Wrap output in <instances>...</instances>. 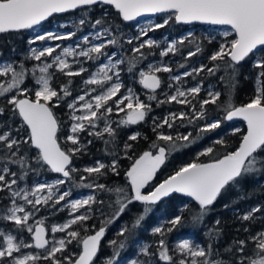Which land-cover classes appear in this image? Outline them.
<instances>
[{
  "label": "snow or ice",
  "instance_id": "obj_1",
  "mask_svg": "<svg viewBox=\"0 0 264 264\" xmlns=\"http://www.w3.org/2000/svg\"><path fill=\"white\" fill-rule=\"evenodd\" d=\"M98 4L114 7L123 21H133L145 14L169 15L163 23H149L146 27H141L135 37L125 40L127 45L132 46L131 56L117 58L116 52L107 53L106 48L114 47L124 39L121 31L114 24L107 22L104 16L92 21L85 13L78 21L73 22L74 31L47 32L30 41L35 44L37 41L71 40L77 31L89 24L93 31L83 35L75 46L56 44L42 48L32 47L29 49V55L24 57L25 61L37 62L32 66H27L23 61L18 64L15 61L0 62V78H3L0 80V117L4 116L7 108L13 117L20 118V127L15 129L5 128V122H0V193L7 194L0 200L9 201L2 209L0 220L13 224L16 232L13 234L11 229H0V264H41L42 261L49 264H93L106 234L107 225L119 219L129 205L140 203L142 210L133 218L131 227L124 226L118 232V236L125 239L119 242L109 241L112 254L105 258V264H117L121 250L126 248V233L131 235L135 229L140 228L163 199L173 194L192 198L197 203L198 210H194L191 219L193 222L203 223L210 206L217 201L222 191L239 184L249 174L264 172V0H0V34L32 29L54 14ZM170 20L182 23L201 21L212 25L230 26L231 31L225 32L224 36L228 37L234 33V37L221 44L218 50L209 56L211 62L221 63H213L212 66L202 64L199 68L186 70L181 75L170 76L171 82L167 87L174 88V91L172 94L164 93L165 99L161 100L156 95L162 85L159 74L172 73V67L163 62H150L145 68H138V65L151 54L145 53L144 49L159 47L158 41L145 37H148L149 32L164 28ZM185 41L194 43L190 36L168 41L159 55H175ZM120 47L123 49V44H120ZM202 51L199 43H195L194 50H189L185 59L195 57ZM250 54L251 66L255 70L253 94L247 103L237 106L233 98L238 84V65L249 58ZM48 58H51L50 61ZM85 61L96 64V70L90 72L85 68ZM126 62V72L131 74L133 79L138 77L136 82L149 90L148 102L141 100L133 87L125 85L121 73L125 71L122 66ZM222 65L226 72L230 71L231 84L227 87L225 100L221 104H217L221 93L211 88L207 90L206 98L197 99L203 88L202 82L186 89L181 84L184 77L195 78L205 71L208 75H215ZM179 67L184 68L185 65L181 64ZM57 73L67 78L58 88L53 86ZM85 73H88L86 79L83 78ZM74 77H82V94L72 97L66 103L71 121L66 140L74 147L64 150L58 142L60 123L53 107H58L61 101L72 96ZM28 79L34 81L31 88L26 86ZM194 100L197 103H193ZM151 101H156L158 107L174 102L187 107L188 111L169 112L163 118L153 117L152 131L156 133V140L152 142L149 150L143 151L136 158L129 155L133 149L131 142L147 137H142L139 131L127 137L128 142H125L122 148L124 156L132 161L125 173L127 187H109L99 183L96 178L107 176L109 172L119 175V154L115 151L117 128L145 122L152 112ZM208 105H216L222 115L208 119ZM113 113L125 115L123 119L114 121L109 119ZM234 118H241L247 123V133L243 135L237 148L226 151L217 158L213 156L214 146L207 147L198 153L195 161L179 167L172 175L152 185L145 192L173 151L191 146L202 139V134L219 129L222 123ZM202 120L205 123L201 126L198 122ZM113 124L117 127H113ZM188 125L197 129L196 136H193L192 132L177 131L173 136L162 131L165 126L173 129ZM25 126L27 136L23 137L20 131ZM235 131L238 132L239 129ZM82 132L103 140L106 154L111 155L113 159L107 164L97 160L92 166L83 168V173L87 175H80L77 186L92 189L94 193L100 191L115 195L114 201L108 204L109 208H115L111 216L102 220L101 226L94 234L83 236L81 231H88L87 221L93 218V205L103 206L105 201L97 199L95 194H89L86 198L70 199V190L61 191L62 186L70 182L75 183L73 174L80 171L73 167V157L86 151L87 145L93 142L88 140L87 144H82L79 136ZM105 136L108 139H105ZM214 144L227 147L223 138L216 140ZM23 145L34 148L35 155L30 157L26 151H22ZM199 157L211 159L208 162H200ZM12 165L17 166L19 172L14 171ZM44 166L52 173L60 174L62 178L37 183L31 189L20 186V181L25 180L29 172H38L39 168ZM90 177L93 178L92 181L85 183ZM50 202L52 208L64 202L63 207L56 210L62 211L66 207L71 217L63 224L51 226L52 234L65 233L59 239L54 235L52 239L46 238L44 219L29 223L40 211V207L48 206ZM262 207L264 205L257 204L243 215L238 214V219L254 222L255 219L262 218L256 217L257 213H261ZM81 209L84 211L81 212ZM96 210L101 216L104 215L103 207ZM186 210L185 206L166 220L158 221L152 228V235L159 236V240L154 244H142L139 254L146 259H131L130 264H155L153 257L164 264H264V229L250 233L247 239L233 240L223 249V254L220 249L213 247L222 235V229L218 227L208 230L209 242L206 246L184 239L177 243L174 249H170L166 236L181 225ZM219 224L220 220L217 219L215 225ZM75 225H79V228H74ZM92 227L95 228V225ZM244 231L249 232V228H244ZM25 232L31 234V242L20 235ZM73 241H76L82 250L79 254L64 255ZM249 243L252 244V249L246 254ZM153 248L155 251H152ZM25 249L33 251H24ZM37 249L41 251H35Z\"/></svg>",
  "mask_w": 264,
  "mask_h": 264
},
{
  "label": "trees",
  "instance_id": "obj_2",
  "mask_svg": "<svg viewBox=\"0 0 264 264\" xmlns=\"http://www.w3.org/2000/svg\"><path fill=\"white\" fill-rule=\"evenodd\" d=\"M85 8L77 9L84 10ZM107 9V10H104ZM76 10V11H77ZM75 12V11H74ZM73 13V12H72ZM71 14V13H68ZM68 14L58 15L50 17L47 21H43L42 27L44 30H49L55 23V21L65 20L67 17H64ZM101 16H104L107 22L114 24L124 36L127 32L131 30L130 25L131 22H126L122 20V17L118 14V12L109 5H104L100 9L95 7L94 10L91 11L90 18L92 20L98 19ZM194 33L190 36L191 40L194 43H189L185 41L184 45L180 46V51L175 54L178 59H180L181 64H184L185 67L192 65L193 62L196 64H204L208 66H212L213 63H221L220 61L211 62L209 60V56L215 52L219 47V42L209 41L202 32L207 28L204 24H195L194 25ZM185 26L180 25L174 20H170L169 23L164 27L158 30L160 33H168V34H180ZM234 37V35L230 36ZM195 43H199L200 47L203 49L201 53L197 56L192 57L190 59H185L186 54L189 50H194ZM151 49H144L145 53H150ZM29 55L28 53V32L27 30L20 31H12L4 34H0V62L4 60L15 61L17 64L19 62H25L27 66H32L36 62L35 61H25L24 57ZM131 51H124L123 56H131ZM148 58V57H147ZM251 58L252 54L249 58H246L245 61H242L240 65H238L239 75L237 76L238 84L234 93V103L239 106L241 104L247 103L249 97L253 94L254 84L253 78L255 76V70L251 66ZM201 59V60H200ZM199 60V61H198ZM146 60H144L141 64L138 65V68H144L146 64ZM125 71L122 72V76L127 78L131 77V81H126L128 84L133 86L139 93L143 94V100L147 101V95L150 94L149 90L144 89L142 85H139L136 79H133L131 74L126 72L127 62L122 66ZM206 71L202 72L200 75L195 77V81L203 82L204 86L208 84H214L215 89L221 93L220 99L217 101V104H221L225 100V94L227 92V87L230 86V71L226 72L221 67L220 71H217L215 75H208L205 77ZM85 76V74H84ZM224 79L221 80L220 78ZM245 77H248L246 79ZM73 79L72 85V96L66 98V100L61 101L58 107H53V112L57 117L60 123V130L57 133L58 141L61 144V147L64 150L72 148L74 146H70V144L65 140L68 127L70 126L71 121L69 120V109L66 107V103L68 99L74 97L80 90L78 81ZM66 77L59 74L53 81L54 87H59V85L66 81ZM1 80V79H0ZM34 81L32 79H28L26 86L31 88L33 86ZM165 84L162 80L161 89H159L156 93L158 99H165L161 95V91L164 90ZM206 98L205 92L202 91L199 94L197 99ZM193 103H197L196 100ZM152 104V112L145 122H142L137 125H129V126H120L117 128V137L115 141V151L119 154V175H115L111 172L107 176L96 178L99 183L105 184L109 187H127V177L125 175L126 171L130 167L132 161L127 159L124 156L122 151L123 144L127 141V137L131 135L133 132L139 131L142 134V137H147V139H139L133 143L132 152L129 155H132L133 158H136L143 151H147L150 149V145L154 140H156V133L152 131V118L159 117L163 118L166 113L169 112H179L181 110L188 111V108L179 105L176 103H165L157 106L156 101H151ZM52 105L50 104V107ZM198 107V104H197ZM124 113H119L118 115L113 113L110 117L114 119V121H119L124 118ZM207 115L208 119H214L218 116H221L222 113L217 109L216 105H208L207 106ZM0 122H5V128L11 127L13 129L20 127V118L13 117L11 113L7 110L4 113L3 117H0ZM199 125H203L205 121H199ZM179 122H177V125ZM113 127H117L116 124H113ZM25 128H21L20 133L23 137L27 136V132ZM235 129H239V131H235ZM162 131L166 133H170L173 136L176 135L177 131L181 133L192 132L193 136L197 135V129H194L191 125L187 127H174L173 129H168L166 126ZM15 135V133H13ZM246 134V127L244 123L232 120L226 121L222 123L221 128L213 130L211 132H207L202 134V139L196 141V143L192 144L189 147L178 148V150L173 151L171 155L166 160L165 164L161 166L158 170L156 177L150 183V185L145 189L147 192L152 185H156L166 179L168 176L172 175L179 167L184 164L193 162L197 159V155L200 151H203L207 146H214V157H220L225 154L226 151H232L237 148L242 140L243 135ZM81 143L87 144L88 140H92V144L87 145L86 151L81 153H77L73 157V167L79 169L77 173H74L75 183L70 182V190L73 196L78 194H83L86 192H93L92 189L77 186L79 184L80 175H87L83 173V168L87 166H92L95 161L100 160L104 163H110L113 157L111 155L106 154L105 152V144L103 140L96 139L95 137H91L87 132L79 133ZM223 138L226 142L227 147H223L221 145H216L214 142L218 139ZM105 139H108L105 136ZM163 144V142H160ZM180 143V142H178ZM111 151V146L109 147ZM22 151H26L30 157L34 156L36 150L31 148L30 145H23ZM211 157H199L200 162H208ZM35 166V165H34ZM14 171H18L17 166H11ZM42 176L45 177H53L54 174L48 170L47 166L39 168L38 172H29L28 176L25 180L20 181V183H25L28 186H32L34 181ZM92 177L89 178L85 183L91 182ZM94 193V192H93ZM97 196V199H103L105 201V205H93V218L87 221V232L81 231V235L94 234L95 230L101 226V222L104 219H107L114 212L115 208H109L108 204L114 201L115 195L112 193L100 192L96 191L94 193ZM6 193H0V198L6 197ZM9 201L7 199L0 200V215H2V209L5 205H7ZM261 204L264 205V172H257L249 174L246 178H244L239 184L227 188V190L222 191L221 195L217 198V201L210 206V210L207 215L204 217L203 223L193 222L191 216L194 210H198V206L196 202L189 201L183 194H174L170 197H167L160 201L154 209V212L146 218L145 222H143L142 226L138 229H135L131 235L126 233L128 237L126 241V248L121 250V256L118 258V261H125L130 258H133L138 253V246L141 243L154 244L159 240V236L152 235V228L156 226V223L161 220H166L168 217L173 215L178 209L184 208L186 206V211H184V220L181 225L177 226V228L168 233L166 236V240L170 246V249H174V246L178 243L181 238H190L194 244L206 246L209 242V238L207 236V232L210 228L218 227L222 229V235L219 239V242L214 243L213 247L220 249L223 254V249L229 246L233 240L237 239H247L250 233H256L257 231L264 229V207L261 209V213H257L256 217H262L260 219H255L254 222L250 221H242L238 219V214L243 215L249 208ZM228 205V207H225ZM103 207L104 215L101 216L100 212L96 209ZM49 214V210L45 213L47 215L46 218V226L50 227L55 223H62L68 218V213L65 210L59 212H53ZM142 210V205L140 203H134L129 205L128 209L125 213L117 220L107 225V231L104 238L101 241L100 248L97 256L93 260V264H105V258L110 257L112 254V246L109 244L111 240H117L118 242L124 240V237L118 236L119 230L128 226L131 227L133 222V218L139 214ZM220 220V224L215 225L216 220ZM95 225V228L92 226ZM74 228H79V225L73 226ZM249 228V232H245L244 228ZM0 229L4 230H13L14 225L10 222H4L0 220ZM252 249V244L249 243L248 248H246L245 253L247 254ZM81 247L77 245L76 241H73L72 244L68 245V251L64 253V255H68L70 253L79 254L81 251ZM155 251V248L152 249ZM60 255V254H58ZM178 255V254H175ZM140 260L146 259L142 254L138 255ZM155 264H164V262L159 261L156 257H153ZM41 264H49L47 261H42Z\"/></svg>",
  "mask_w": 264,
  "mask_h": 264
},
{
  "label": "rangeland",
  "instance_id": "obj_3",
  "mask_svg": "<svg viewBox=\"0 0 264 264\" xmlns=\"http://www.w3.org/2000/svg\"><path fill=\"white\" fill-rule=\"evenodd\" d=\"M103 6L104 5H94V6H91V7H87L86 6L87 8L84 9V10H82V11L77 10V11L71 13V14H68V15L64 16V17H67L65 20L55 21L54 25L49 30H47V31L43 29L42 24L37 25V26H34L32 29H27V32H28V53H29V49L32 48V47L42 48L44 46H55L56 44H60L62 46H69V45L75 46L76 43H77V41L80 40V38L83 35H88L91 31H93V29H91V27H90L89 24H86L85 26H83V28L80 31H77L76 36H74L71 40H67V41H37L35 44L30 43V41L34 40L37 35H39V34H46L47 32L66 33V32H69V31H74L75 28L73 27V22L78 21V19L80 17H82V16L85 15V13H87V15L90 16L91 11L94 10L95 7H97V8L100 9ZM104 10H107V9H104ZM168 15L169 14L167 13V14H164V15H161V16L154 17V18L149 19V20L133 21V22H131V25H130L131 30L129 32H127L123 36L124 39H122L120 41V44H123V49H121L120 44H118V45H116L114 47L113 46H109L108 48L105 49V51L107 53H109V54H111L113 52H116L117 53V58H119L120 56H123V52L124 51H129L130 48L132 47V46H129V45H127L125 43V40L127 38H129V37H135L139 33L141 27H146L149 23H151V24L163 23V21L167 18ZM92 21H94V20H92ZM61 25H67V27H61ZM194 25L195 24H193L191 26H185V29H183V31L180 34H178V35H176L174 33H172V34L160 33V32H158L159 29H157V30H155L153 32H149L148 37H145V39H147V38L150 37V38L158 41V43H159V47H155V48H153V49L150 50V53L151 54L148 55V58H147L145 67L150 62L151 63L163 62L164 64H167L170 67H172V69H173V72L172 73H163L162 72V73L159 74L160 77H161V79L163 80V83L165 84L164 90L161 91V95L163 97H165L164 93L172 94V92L174 91V88L173 89H169L167 87V84L169 82H171L169 80V77L170 76H172V75H181L186 70H191L194 67L195 68H199L202 65V64L198 65V64H196V62H193L192 65H189V66H186L184 68H181V67H179V65H181V61L175 55H173L171 53L167 57H161L159 55L160 51L165 47L166 42H168V41H174V40H179V39H181V38H183L185 36H191L194 33V29H195L194 28ZM230 31H231L230 28L215 29V28L207 27L202 32V35H204L209 41H214V40L218 41L219 42V46H220L221 44H224L227 41H230L232 39V37H230V36H228V37H225L224 36V33L225 32H230ZM232 35H234V33ZM94 42H98V41H94ZM58 51H59V49H58ZM186 56H187V54H186ZM48 59L50 61L51 58H48ZM81 60H83V58H81ZM8 61H10V60H4V61H1V62H8ZM97 63H99V62H97ZM84 67L85 68H88L90 72H94L96 70V64H94L92 61H85L84 62ZM58 75H59V73H57V76ZM121 76H122V73H121ZM207 76H208V74L206 72L205 77H207ZM87 77H88V73H85V76H83V78L86 79ZM0 79L2 80L3 78H0ZM81 79H82V77H76L75 78V80L78 81V84H80V86H79L80 90H79V92L76 95L82 94V92H81V88H82ZM122 79L124 80V83H125L126 86H131L130 84H128L126 82V81H129L131 79V77L128 76L127 78H125L124 76H122ZM198 82H201V81H199V80L198 81H195V78H193V77H184L182 79V81H181V84L186 89V88H190V87L195 86ZM131 87H133V86H131ZM209 88H211L214 91H217L215 89V85L214 84H208L207 86H204L203 85V88H202L201 92L204 91L205 92V96H206L207 90ZM123 91H124V89H122V92ZM135 91L139 94L140 99L143 100V98H142L143 97V94L139 93L136 89H135ZM71 99L72 98H70L68 100H71ZM168 114L169 113H166L165 116H167ZM109 119H111V117H109ZM111 120H114V119H111ZM102 126L103 125L101 124V127ZM68 134H69V127H68V133H67V135ZM20 135L22 136L21 133H20ZM65 140H66V138H65ZM68 143L70 144L71 147L73 146L70 142H68ZM58 178H62V177L61 176H57L55 174H54L53 177H45V176H42V177L36 179L34 181V183H33L32 186H28L25 183H20V186L21 187L27 186L29 189H31L37 183L52 182L53 180L58 179ZM64 190H70V184L69 183L61 187V191H64ZM44 194L46 195L47 193L45 192ZM89 194H94V193L93 192H86V193H83V194H78L76 196H73L72 195V192H71L70 199L86 198ZM63 205H64V202H61V204L60 205H57L56 208H52L51 207V202H50V204L48 206H41L40 207V211L38 213H36L35 218L34 219H31L29 221V223L32 224L37 219H44L45 220V226H46V218H47V215L45 213L47 212V210H49V214H52L51 213L52 212L51 209H53V212H59L56 209L62 208ZM27 207L29 209L31 208V206H27ZM63 210L67 211V213H68V218L64 221V222H66L68 219L71 218L70 215H69V209L66 208V207H64ZM80 211L83 212L84 210L81 209ZM77 214H79V213H77ZM64 222H62V223H55V224H52V225H59V224H63ZM51 226L48 227V228L46 226V228L48 230L49 239H52L53 238V235L55 236L56 239L62 238L65 235V233H59V232L58 233H55V234H52L51 231H50ZM13 234H16V232H13ZM20 235L25 240L31 242V240H30V235L31 234H28V233L25 232V233H22ZM184 239H188V240L192 241L190 238H181L178 241V243L180 241L184 240ZM142 244H147V243H141L138 246V248H140V246ZM24 251H33V250L32 249H25ZM35 251H41V250H38L37 249ZM138 255H139V249H138V253H137V255L135 257L130 258V259L125 260V261H122V260L121 261H118L117 264H130L131 259H139L138 258Z\"/></svg>",
  "mask_w": 264,
  "mask_h": 264
},
{
  "label": "water",
  "instance_id": "obj_4",
  "mask_svg": "<svg viewBox=\"0 0 264 264\" xmlns=\"http://www.w3.org/2000/svg\"><path fill=\"white\" fill-rule=\"evenodd\" d=\"M98 5H103V4H98ZM110 6V5H109ZM112 7V6H111ZM114 8V7H113ZM115 9V8H114ZM77 10V9H76ZM76 10H70L69 12H66V13H60V14H54L53 16H58V15H64V14H68V13H72ZM116 10V9H115ZM117 11V10H116ZM164 14H167V13H156V14H145L141 17H138L136 20H133V21H144V20H149V19H152L154 17H157V16H161V15H164ZM133 21H126V22H133ZM42 23V22H41ZM179 23L180 25H183V26H191L193 24H205V25H208V26H211V27H214V28H224V27H228L230 28V26H225V25H212V24H209V23H205V22H201V21H193L191 23H182V22H177ZM251 55V54H250ZM159 90V89H158ZM157 90V91H158ZM233 120H237V121H240L242 123H244L245 127H246V133H247V123L245 121H243L241 118H234ZM59 142V141H58ZM61 145V144H60ZM63 149V148H62ZM57 176H60V174H57V173H53ZM174 195V194H173ZM189 201H193L195 202L192 198L190 197H187L185 196ZM46 228V226H45ZM47 230V228H46ZM46 238L49 239V236H48V230H47V234H46Z\"/></svg>",
  "mask_w": 264,
  "mask_h": 264
}]
</instances>
